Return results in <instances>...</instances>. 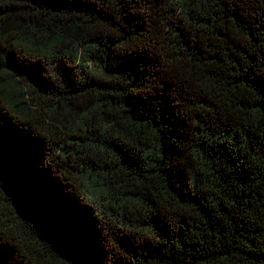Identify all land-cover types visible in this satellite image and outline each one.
I'll return each mask as SVG.
<instances>
[{"label":"trees","instance_id":"1","mask_svg":"<svg viewBox=\"0 0 264 264\" xmlns=\"http://www.w3.org/2000/svg\"><path fill=\"white\" fill-rule=\"evenodd\" d=\"M0 264H264V0H0Z\"/></svg>","mask_w":264,"mask_h":264}]
</instances>
